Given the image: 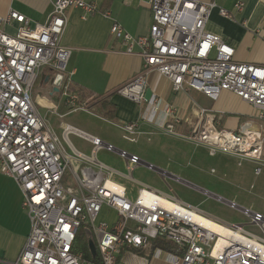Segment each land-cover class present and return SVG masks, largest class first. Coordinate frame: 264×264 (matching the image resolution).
<instances>
[{"label": "built area", "instance_id": "1", "mask_svg": "<svg viewBox=\"0 0 264 264\" xmlns=\"http://www.w3.org/2000/svg\"><path fill=\"white\" fill-rule=\"evenodd\" d=\"M146 1L151 11L146 35L133 36L114 20L110 25L111 35L125 45L121 52L142 58L139 73L116 88V93L137 105L147 103L155 109L161 105L162 124L168 132L203 145L210 155L226 153L253 159L258 163L254 173L259 174L264 161V65L235 60L234 46L206 29L213 9L227 18L233 17L232 12L214 1ZM49 2L51 10L43 22L14 9L0 19L18 23L14 34L0 28V171L21 189L30 223L12 264H132L119 261L121 249L129 248L151 250V255L165 252L167 264H264L261 212L179 178L230 208L239 209L250 224L261 230L263 235L259 236L245 230L242 223L226 221L181 200L170 187L163 191L136 180V167L144 165L154 170L152 163L137 154L69 124L63 125L59 137L39 114L31 91L43 66L59 77L56 85L65 105L70 110L81 107L66 76L71 55V48L62 43L67 9L79 8L83 16L99 11L94 2L87 0ZM243 6V0L233 4L235 11ZM254 33L260 34L261 30L255 29ZM150 72L165 77L173 91L194 89L212 100L222 91H229L258 111L256 118L261 124L258 129L248 122L227 129L221 126V113L199 107L185 134L178 133L176 126L188 119L159 97L145 98ZM138 125V119L121 123L122 138L134 141ZM70 133L90 143L88 154L70 143ZM99 149L124 159L126 171L122 173L100 161ZM110 212L112 217H108ZM82 232L87 246L88 239L93 241L96 260L76 250ZM156 239L169 241L174 249H152Z\"/></svg>", "mask_w": 264, "mask_h": 264}, {"label": "crops", "instance_id": "2", "mask_svg": "<svg viewBox=\"0 0 264 264\" xmlns=\"http://www.w3.org/2000/svg\"><path fill=\"white\" fill-rule=\"evenodd\" d=\"M87 1L94 2L99 11L83 16L82 10L79 8L73 7L67 9L68 23L62 37V43L71 48V55L66 65V76L74 84L75 88L84 89L86 96L82 98L78 91L71 89L77 94V104H80L81 107L70 110V107L65 105L63 98L59 95L60 90L55 84L57 78L55 77L54 71L49 67L43 66L39 69L31 91L39 114L45 118L59 137L62 136L63 125L69 124L100 138L104 142L111 143L118 149L135 153L142 160L152 163L160 169L170 164L167 162L170 159L171 162H175L178 166L185 164L187 161L190 163L194 161L195 163L193 164L195 165L197 161H202L199 155L193 154V156H190L186 154V147L182 145V142L180 144V141H177L176 146V139L174 137L153 133L150 135V139L153 142L149 147L150 150L138 152L136 150L119 147L120 139L112 137L106 130L85 123L82 125L83 128H81L73 125L69 121L63 120L64 117L69 116L72 112L81 111L93 115L108 126L120 129L119 125L121 123L138 119V123L141 121L138 125V131L140 133L149 130L157 132V126L159 123H163L161 105H158V109H155V107L147 103L139 106L126 97L117 94L115 91L116 88L139 73L142 66V58L137 55L121 52L125 49V45L120 39L111 35L110 25L114 20L133 36L146 35L151 24V11L147 1ZM200 1H214L218 6L229 9L232 12L233 17L227 18L221 16L216 8L213 9L206 24V29L220 35L234 46L235 60L264 65V0H243L244 6L241 11H235L233 8L236 0ZM10 9L22 13L33 21L43 22L49 15L51 3L49 0H0V19L5 17ZM105 11H107V14L104 13ZM17 26L18 23L14 20L11 22H0V28L10 34L16 32ZM255 29H260L261 33L255 34ZM134 49L138 50V46L135 45ZM147 88L151 90V95L161 98L166 103L172 104L176 107L178 114L182 118L188 119L187 122L183 121L185 124L180 129L189 128L190 122L195 121L199 107L212 109L211 105L214 100L194 89L173 91L168 80L156 72H150L147 75ZM222 94L225 97H234L237 102L249 107L248 103L229 91H223ZM104 100L107 104L103 103ZM146 105H148L147 109L145 108ZM235 110L239 111L237 109ZM213 111L222 114V126L224 111ZM239 112L241 114H233L230 117L232 119L227 121L225 128L236 129L244 122H248V125L252 128H259L261 124L260 120L257 118L252 119L248 115L247 118L245 112ZM49 114L57 116L49 120ZM143 121L145 123H142ZM262 128L264 129V125ZM86 142L91 147L90 143L88 141ZM70 143L72 144L71 141ZM180 145L185 148H180ZM164 147L177 150L181 155H178L176 152L163 157ZM103 150L106 151L105 149ZM111 153L115 156L114 160L122 163L123 169L108 163L106 165H110V167L124 173L126 171L124 159L114 152ZM208 155L210 154L208 153ZM136 180L143 182L140 179ZM153 187L161 189L157 186ZM23 199V193L16 181L11 177L5 176L0 171V264H12V261L19 254L28 235L30 223L23 206ZM112 215L113 213L110 212L108 217H112ZM151 252L149 250L145 251L144 254L134 255L132 251L124 250L122 253L120 251L119 261L121 263L144 264L146 257L143 255L148 254L146 258L147 264H167L168 257L165 252H160L155 255H151Z\"/></svg>", "mask_w": 264, "mask_h": 264}, {"label": "rangeland", "instance_id": "3", "mask_svg": "<svg viewBox=\"0 0 264 264\" xmlns=\"http://www.w3.org/2000/svg\"><path fill=\"white\" fill-rule=\"evenodd\" d=\"M222 92L220 93L219 97L212 102L211 105V108L213 110L224 111L222 126L225 127V125H227V121L232 119L230 117L233 114H241L239 111L245 112L246 117L248 115V117L252 119L256 118L258 111L255 108H253L251 105H248L249 107H247L244 104H240L234 97H225L223 96ZM59 95L61 96V92H59ZM145 108L147 109L148 105H146ZM67 109L69 108L67 107ZM235 109L239 111H236ZM48 116L49 120H51L54 119L57 115L55 116L49 114ZM63 120L69 121L73 125L81 128H83L82 125L85 123L87 125L106 130L112 137L120 139V145H118L119 147L129 150H136L138 152L143 150H150L149 147L153 143L150 139V135H152L153 133H158L157 135L162 136L174 137L176 139V146L179 141L180 144L182 142V145H185L186 148L182 145H180V148H185L186 154H189L190 156H193V154L199 155L202 161H197L196 165L193 164L195 163L194 161L191 163L187 161L185 164H180V166H178L175 162H171L170 159L167 160V162H169L170 164H167L166 167L161 168V173H157L155 170L148 169L144 165H140L139 167L134 169L133 176L145 183L157 186L161 188L160 190L163 191H169L168 187H170L175 191V193L181 200L193 204L203 209L204 211L226 221L242 223L244 224L245 230H248L249 232H252L259 236L263 235V233L257 226L249 223V218L245 216L239 209L230 208L222 201H219L210 195L202 193L200 190L195 189L193 186L182 183L179 178L185 179L191 184L202 186V188H206L212 193L218 194L226 199L233 200L235 203L242 207L259 211L264 215V161L261 163V172L259 174H255L254 167L258 165L255 160L240 158L238 156L226 153H217L213 156H210L208 155L206 147H204L203 145L191 143L184 137L168 132L165 124L162 123H159V125L157 126V132H153L152 130L143 131L141 133L138 132L135 135V140L129 141L122 138L121 129L108 126L106 123L97 119L91 114H87L81 111H75L72 112L69 116L64 117ZM142 123L145 122L143 121ZM183 124L185 123L182 121L176 126V132L185 134L188 129H180ZM68 137L72 144L78 150L86 154L90 152V146L85 140L72 133H70ZM201 149L202 151L200 152ZM163 150H165L163 151V157L177 152V150L168 148H165ZM177 154L181 155V153L178 152ZM97 157L100 161L105 162V164L108 163L110 165L123 169L122 163H120V161L114 160L115 156L111 152H106L103 149H99L97 151ZM212 168L214 169L213 171H211ZM67 178V175H65L64 180H66ZM78 240L80 242H86V236L83 232L80 233Z\"/></svg>", "mask_w": 264, "mask_h": 264}, {"label": "trees", "instance_id": "4", "mask_svg": "<svg viewBox=\"0 0 264 264\" xmlns=\"http://www.w3.org/2000/svg\"><path fill=\"white\" fill-rule=\"evenodd\" d=\"M70 88L72 90H76L78 91L79 95L82 96V98H84L83 96H86V93L84 91V89H80V88H75L74 84H70ZM104 104H107V102L104 100L103 101ZM162 247V248H165L167 250H173L174 249V246L172 243H170L169 241H164V240H161V239H156V240H153L152 241V245H151V248L153 249L154 247ZM76 247V250H82L83 252V256L89 260H96V257H97V254H92L89 249H88V246H87V243L86 242H80L78 240V242L76 243L75 245ZM128 250L134 252V253H137V254H144L145 251L142 250V249H139V248H129ZM124 251V249H121V253Z\"/></svg>", "mask_w": 264, "mask_h": 264}, {"label": "water", "instance_id": "5", "mask_svg": "<svg viewBox=\"0 0 264 264\" xmlns=\"http://www.w3.org/2000/svg\"><path fill=\"white\" fill-rule=\"evenodd\" d=\"M59 81V77H57V79H56V81H55V84H57V82ZM151 90L149 89V88H147L146 89V92H145V98L146 99H149V97L151 96ZM153 169L155 170V171H160L161 169L160 168H158V167H156V166H153ZM88 247H89V249H90V252L92 253V254H95V245H94V243H93V241L91 240V239H88Z\"/></svg>", "mask_w": 264, "mask_h": 264}]
</instances>
